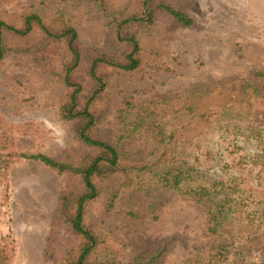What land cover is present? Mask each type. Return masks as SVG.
I'll use <instances>...</instances> for the list:
<instances>
[{"label":"trees","instance_id":"obj_1","mask_svg":"<svg viewBox=\"0 0 264 264\" xmlns=\"http://www.w3.org/2000/svg\"><path fill=\"white\" fill-rule=\"evenodd\" d=\"M187 2L37 0L13 14L0 8V68L8 57L29 59L53 84L45 107L75 138L56 158L23 155L17 138L31 137L36 121L0 115L1 205L21 159L66 179L48 236L54 264H163L178 237L152 240L147 225L161 221L173 196L205 214V244L185 264H264V85L236 78L121 104L108 96L118 81L173 73L157 43L195 26ZM78 17L97 29L89 42ZM110 115L115 131L102 132ZM9 238L0 240V264H15Z\"/></svg>","mask_w":264,"mask_h":264},{"label":"rangeland","instance_id":"obj_2","mask_svg":"<svg viewBox=\"0 0 264 264\" xmlns=\"http://www.w3.org/2000/svg\"><path fill=\"white\" fill-rule=\"evenodd\" d=\"M37 0H7L0 8L8 13L21 11ZM187 13L195 26L177 30L157 48L161 61L173 73H162L154 80L122 81L108 93L121 104L128 96L146 100L155 93H177L212 86L236 78L264 85V0H188ZM82 38L89 42L97 29L78 17ZM51 80L35 70L29 59L8 57L0 68V115L15 123L36 121L31 137H18L19 153L58 157L75 146L70 126L61 122L58 112L46 108L51 99ZM110 115L100 127L115 131ZM67 183L41 163L21 159L9 172L8 199L0 201V240L16 248L15 264H54L47 255L48 236L53 227L59 197ZM3 202L5 204L3 205ZM117 210L107 220L115 230ZM205 214L200 206L173 196L162 219L148 224L152 240L178 237L174 250L163 264H185L194 251L205 244L201 233ZM80 249L77 250V254ZM72 258V257H71Z\"/></svg>","mask_w":264,"mask_h":264}]
</instances>
